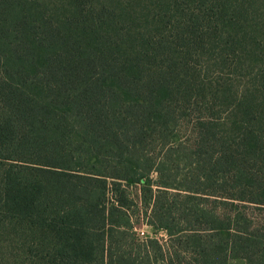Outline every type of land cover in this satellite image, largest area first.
I'll return each instance as SVG.
<instances>
[{
	"label": "trees",
	"instance_id": "trees-1",
	"mask_svg": "<svg viewBox=\"0 0 264 264\" xmlns=\"http://www.w3.org/2000/svg\"><path fill=\"white\" fill-rule=\"evenodd\" d=\"M1 244L264 264V0H0Z\"/></svg>",
	"mask_w": 264,
	"mask_h": 264
},
{
	"label": "rangeland",
	"instance_id": "rangeland-1",
	"mask_svg": "<svg viewBox=\"0 0 264 264\" xmlns=\"http://www.w3.org/2000/svg\"><path fill=\"white\" fill-rule=\"evenodd\" d=\"M156 177H157L156 174L152 175V179L155 180ZM140 188L141 186H137V187H132L129 190L131 192L132 199L134 200L136 204L140 203V199H141ZM140 227H141L140 230L144 231L146 236H149L151 238H158L161 241H164L167 238L164 232L154 231L151 227H148L146 225H140ZM10 256H11L10 249L7 248L5 244H1L0 245V264H5V260H9Z\"/></svg>",
	"mask_w": 264,
	"mask_h": 264
},
{
	"label": "built area",
	"instance_id": "built-area-1",
	"mask_svg": "<svg viewBox=\"0 0 264 264\" xmlns=\"http://www.w3.org/2000/svg\"><path fill=\"white\" fill-rule=\"evenodd\" d=\"M138 236L141 238V239H145L146 238V235H145V233H144V231H142V230H138Z\"/></svg>",
	"mask_w": 264,
	"mask_h": 264
}]
</instances>
